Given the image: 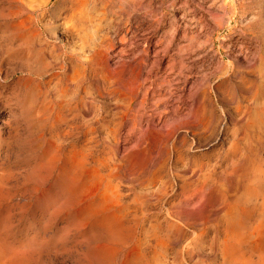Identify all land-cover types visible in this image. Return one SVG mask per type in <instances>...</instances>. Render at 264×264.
Returning a JSON list of instances; mask_svg holds the SVG:
<instances>
[{"label":"rangeland","instance_id":"rangeland-1","mask_svg":"<svg viewBox=\"0 0 264 264\" xmlns=\"http://www.w3.org/2000/svg\"><path fill=\"white\" fill-rule=\"evenodd\" d=\"M131 1L123 7L121 0H0V264H219L215 255L224 241L236 264H264V118L261 115L249 131L237 110L250 105L246 94L250 91L258 95V103L264 102V0ZM78 4L77 12L84 11L85 33L96 30L95 43L113 40L107 58L112 68L119 61L113 54L121 48L124 60L134 66L142 60L146 39L156 42L168 29L175 30L162 61L176 58V49L182 48L178 57L192 68L188 76L192 88H185L184 95L193 91L199 101L206 98L224 149L233 134L243 133L240 169L215 171L218 184L211 188L207 203L185 207L177 187L162 195L159 184L133 186L120 175L136 172L140 165L125 164L121 154H114L105 167L111 172L110 184L118 187L124 205L135 189L146 188L148 198L141 195L130 209L146 210L148 219L125 218L121 232L111 237L96 219L81 217L85 204L97 197L86 199L76 193L80 184L72 183L67 161L88 138L71 129L67 136V124L53 123L47 110L53 78L87 60L77 57V41L67 32L74 28L73 8ZM124 30L126 39L117 42ZM164 46L161 43L159 50ZM160 75L161 71L153 73L149 80ZM84 88H89L93 111L72 121V127L111 105L97 97L89 76ZM151 105L147 101L141 114L151 116ZM136 109L134 101L130 113ZM209 147L204 145L199 152L186 149L185 154L202 159L211 153ZM170 211L178 214L169 216ZM228 212L239 232L226 231ZM153 219L159 229L146 232ZM165 221L172 227L166 229ZM200 222L205 229L193 233V223Z\"/></svg>","mask_w":264,"mask_h":264},{"label":"bare ground","instance_id":"bare-ground-1","mask_svg":"<svg viewBox=\"0 0 264 264\" xmlns=\"http://www.w3.org/2000/svg\"><path fill=\"white\" fill-rule=\"evenodd\" d=\"M47 2L48 0H42V3ZM27 3L32 5L29 1ZM121 3L123 7L133 4L131 0H121ZM79 7L80 4L74 5L73 12L76 13ZM83 16L84 11L77 12L72 25L74 28H68L67 32L77 41L76 46L80 52L76 54L77 57L87 60L84 59L82 65L71 66L69 72L66 69L62 70L53 78L55 80L51 88L52 96L47 108L48 117L53 123L67 124L68 131L65 132L67 136L71 129L76 136L82 135L88 138L87 144L71 152L67 161V166L74 175L70 178L72 183L80 184L76 188V193L86 199L97 197V201L85 204L81 217L96 219L111 237L121 232V222L125 218L132 217L138 220L147 218L146 210L130 209V203H138L141 195H144L143 198H148L143 193L146 188H141L139 191L135 189L130 202H125L124 205L123 195L118 187L113 188L110 184L111 172L105 167L114 154H121L123 157L121 161L125 164L136 162L140 165L138 171L123 172L120 175L128 179L133 186L144 183H147V186L159 184L162 195L167 188L177 187L180 197H183L180 204L185 207L207 203L211 188L218 184L215 171L219 169V172L223 173L227 170L240 169L244 137L243 133L236 132L232 136L231 143L224 149L225 141L215 128L218 121L213 108L205 101L206 98L199 101L197 92L193 91H190L188 96L184 95L185 88L188 86L192 88V83L188 79L192 68L189 64L182 63L183 58L178 57L182 48L176 49L174 55L176 58L170 57L166 62L162 61L173 44L175 30L168 29L162 39L159 38L156 42L151 38L146 39L142 60L136 62L134 66L124 60L125 51L121 48L113 54L119 61L115 63L117 68H112L107 58L114 46L113 40L106 38L95 43L96 30L85 33L87 28L81 26ZM126 37L127 31L124 30V34L117 42L123 43ZM161 43L165 46L159 50ZM158 71H161L162 75L155 76L157 79L150 81L151 75ZM88 76L95 81L97 97L109 101L111 105L103 114L98 112L85 122L72 127L70 126L72 121L93 111L94 102L87 99L89 88H84ZM247 91L249 89L243 93ZM246 94L251 98L250 105L245 110L241 108L237 110L241 113L240 119L245 121V126L250 131L261 121V115L264 118V102L258 103V95L254 92L250 91ZM134 101L137 109L131 114L130 107ZM147 101L153 108L152 115L148 117L145 113L141 114ZM239 123L241 122L237 120L236 125ZM255 134L257 135V131ZM255 134L253 133V137ZM188 136L191 137L190 142ZM204 145H210L212 151L208 155H202V159L199 156L185 154L186 149L199 152L198 149ZM112 152V156H108ZM171 182L173 186L170 187ZM167 214L176 217L178 213L170 211ZM229 215L230 212L226 213L224 221L226 231L233 233L236 229V232H239L240 228L234 227L236 222L228 220ZM183 220L190 221L191 217ZM152 221L154 225L151 224ZM171 223L165 221V228L172 227ZM192 226H194L193 233L205 229L202 222L193 223ZM159 227L157 220L153 219L145 230L157 232ZM225 244L224 241L222 249L215 257H219V264H236L237 258L231 256L232 251L230 254ZM204 255L200 254V256Z\"/></svg>","mask_w":264,"mask_h":264}]
</instances>
